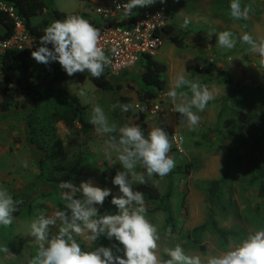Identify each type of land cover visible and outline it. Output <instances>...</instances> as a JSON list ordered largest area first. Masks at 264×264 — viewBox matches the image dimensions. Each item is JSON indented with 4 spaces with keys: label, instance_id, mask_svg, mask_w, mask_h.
Instances as JSON below:
<instances>
[{
    "label": "rangeland",
    "instance_id": "374dc122",
    "mask_svg": "<svg viewBox=\"0 0 264 264\" xmlns=\"http://www.w3.org/2000/svg\"><path fill=\"white\" fill-rule=\"evenodd\" d=\"M95 1L98 0H91L93 3L86 0H45L46 10L32 22L46 18L50 24L55 20L51 14L53 8L87 14L98 20L93 12ZM230 2L165 0L163 3L171 12L173 31L164 37L163 45L153 55L155 60L166 65L162 74L166 84L157 94L161 107L157 114L141 113L135 106L139 100L138 93L144 87L140 78L143 58L122 73L107 76L112 84L110 90L98 88L89 79L78 81L69 75L55 81H42L44 99L58 110L62 109L65 100L75 98L87 121L92 109L99 105L110 121L117 125L133 121L145 134L158 126L169 135L172 146L168 155L176 161L175 168L163 178L153 176L146 179L162 195L169 194L167 205L172 217L169 225L171 235L165 230V214L155 208L161 204L144 198L146 218L157 227L160 235L157 254L164 258H168L166 249L177 243L189 255H216L248 234L264 229V196H258L257 183L249 182L252 165L264 164V57L249 51V46L239 41L245 32L257 40L264 38V0H241L242 9H251L247 19L233 18ZM185 18L190 23L187 28H182ZM224 30L231 31L237 38V45L231 50L217 44L215 33ZM173 35L181 39V45L168 38ZM183 70L187 72L188 79L206 85L215 97L205 111L198 113L201 119L195 129L175 112L167 96L176 75ZM81 90L86 94L80 95ZM45 104L39 101L26 109L11 105L8 111H0V188L21 202L19 214H13V223L0 226V245H6L10 251L9 254L0 253V264H17V257L27 260L34 256L38 245L28 235L31 220L41 211L51 215L58 207L64 206L59 197V182L51 181L48 171L41 172L39 162L45 160L46 155L31 142L27 127L30 113L34 122L36 112H42ZM113 104L128 105L129 110L113 109ZM39 118L40 122L43 121V115ZM53 130V134L62 141L75 136L73 125L57 123ZM78 134L82 136L80 149L83 161L68 181L79 185L82 180L91 178L96 186L110 188L113 195H120L118 186L111 181L122 169L118 162L115 163V153L106 151V137L98 134L94 126L88 134ZM25 161L27 167L23 166ZM45 162L51 168L54 165L52 160ZM137 171L142 172L143 169L138 166ZM224 175L226 179L221 185L219 201L210 203L208 182ZM111 198L106 197L103 205L97 206L101 214L117 211L110 202ZM210 212L219 227L234 230L237 236L223 241L209 230L194 236L192 230L205 223ZM76 238L87 249L90 242L83 235ZM102 239L104 237L95 241L93 246H98ZM106 241L104 246L108 247L118 243Z\"/></svg>",
    "mask_w": 264,
    "mask_h": 264
},
{
    "label": "clouds",
    "instance_id": "9594fccd",
    "mask_svg": "<svg viewBox=\"0 0 264 264\" xmlns=\"http://www.w3.org/2000/svg\"><path fill=\"white\" fill-rule=\"evenodd\" d=\"M156 2L127 0L122 8L130 14L134 8L147 7ZM159 2L164 3L165 0ZM229 7L235 19H247L251 10L242 9L241 0H231ZM189 23L185 18L181 27L187 28ZM99 35L100 30L89 20L77 14H68L63 20H53L44 29L39 37V46L31 52V56L45 65L58 62L69 76L87 72L91 77L99 78L111 63L99 46ZM215 37L221 48L231 50L237 45V38L229 30L219 31ZM239 41L248 45L249 51L264 57V38L257 40L245 32ZM185 73L183 70L176 75L167 96L175 112L190 128L195 129L201 119L198 113L205 111L215 97L206 85L188 79ZM85 94L81 90L80 95ZM116 107L125 112L129 110L128 105H112L113 109ZM89 122L98 134L106 137V151L115 153V163L121 166L122 170H118L111 181L118 186L120 195H113L110 188L96 186L91 178L82 180L79 185L60 181L59 197L64 206L58 207L51 215L41 211L31 220L28 235L34 238L38 250L27 260L17 257V264H264V229L248 234L216 255H189L179 243L166 249L168 258L158 255L160 235L157 227L146 218L144 194L134 190L133 185L147 183L146 177L163 178L175 168L176 161L168 155L172 146L169 135L158 126L145 134L133 121L117 125L110 121L99 105L92 109ZM23 166L27 167L26 161ZM138 166L143 169L142 172L137 171ZM109 196L117 211L101 214L97 206L103 205ZM19 203L6 189L0 188V226L13 223V214ZM167 231L171 235V228ZM79 235L90 242L87 250L77 240ZM100 237L118 243H112L111 247H94V242ZM0 253L9 254V248L0 245Z\"/></svg>",
    "mask_w": 264,
    "mask_h": 264
},
{
    "label": "trees",
    "instance_id": "16d2710c",
    "mask_svg": "<svg viewBox=\"0 0 264 264\" xmlns=\"http://www.w3.org/2000/svg\"><path fill=\"white\" fill-rule=\"evenodd\" d=\"M8 5H11L15 12L24 19V25L32 41L30 45L23 49L12 47L5 48L0 53V78L2 87L0 88V111L6 112L10 106L15 108L26 109L41 101L46 102L42 112H36L35 121L30 119L27 127L30 133L31 142L36 145L40 150L44 151L46 155L45 160H52L54 165H47L45 160L39 162L41 172L48 171L47 176L51 181L60 182L68 181L72 173L78 169L83 161L81 146L82 135L88 134L93 128V125L85 120L82 116V107L79 102L73 98L65 100L62 109H56L55 105L48 102L43 97L42 81L44 79L59 80L66 76V72L61 68L58 62H50L45 65L36 62L31 56V52L39 46V37L43 35L44 29L49 25L46 18L37 23H33L32 19L41 15L46 10L45 0H0ZM51 14L55 20H63L68 14L73 12L60 11L53 8ZM89 20L96 28L98 22L92 19L87 14H77ZM14 22L9 14L0 8V41H7L11 38L14 32ZM169 35L173 31L172 25L164 28ZM177 45H181V39L176 35L168 37ZM51 47V45H49ZM144 64L143 70L140 73V78L144 85L138 93L140 100L155 98L156 91L164 88L166 80L162 74L166 71V65L158 62L152 56H143ZM72 76L78 81L89 79L95 86L102 90H110L112 84L107 78L106 72L99 78L91 77L87 72L75 73ZM45 100V101H44ZM127 102V100H125ZM39 115H43V121L40 122ZM39 120V121H38ZM57 123L64 126L73 125L75 136L68 137L65 140H59L54 135L53 130ZM187 167V166H186ZM188 170V168H187ZM251 176L249 179L250 184H258V196H264V164L259 165L254 163L250 170ZM104 177V176H103ZM226 175L219 179H213L208 182L207 197L210 203L219 201L220 189L222 183L225 181ZM145 184L133 185L134 190L140 191L144 194L143 198L151 202L161 204L155 208L161 209L165 214V230L169 229L172 223L171 211L167 205L169 194L162 195L156 186L148 179ZM18 209L14 215L19 214ZM209 230L214 232L220 239L227 241L232 237L237 236L234 230L219 227L213 218L212 213H209L208 220L192 230L194 236L200 235L202 232ZM106 239L99 241L98 246L105 245ZM82 247H86L81 244Z\"/></svg>",
    "mask_w": 264,
    "mask_h": 264
},
{
    "label": "built area",
    "instance_id": "2783aa9c",
    "mask_svg": "<svg viewBox=\"0 0 264 264\" xmlns=\"http://www.w3.org/2000/svg\"><path fill=\"white\" fill-rule=\"evenodd\" d=\"M86 1L91 2V0ZM126 2L127 0L94 2L96 4L93 12L99 18V21L97 20V28L100 30L99 46L111 61L105 67L107 76L118 75L135 66L143 56L153 57L163 45L164 37L168 35L164 28L173 24L170 10L159 0L147 7L134 8L130 14H126L122 8ZM0 8L9 14L15 25L11 38L0 41V53L7 47L23 49L30 45L32 39L26 30L24 19L11 5L0 1ZM158 96L153 99L138 100L135 103L137 110L145 114L159 113L161 107Z\"/></svg>",
    "mask_w": 264,
    "mask_h": 264
},
{
    "label": "crops",
    "instance_id": "0c3cea01",
    "mask_svg": "<svg viewBox=\"0 0 264 264\" xmlns=\"http://www.w3.org/2000/svg\"><path fill=\"white\" fill-rule=\"evenodd\" d=\"M142 81V80H141ZM144 86V85H143ZM162 90V89H161ZM161 90H158V91H156V94H158ZM139 98V97H138ZM139 100H140V98H139Z\"/></svg>",
    "mask_w": 264,
    "mask_h": 264
}]
</instances>
